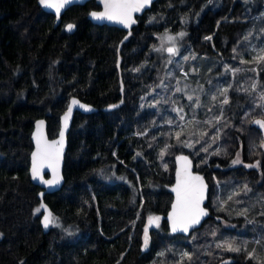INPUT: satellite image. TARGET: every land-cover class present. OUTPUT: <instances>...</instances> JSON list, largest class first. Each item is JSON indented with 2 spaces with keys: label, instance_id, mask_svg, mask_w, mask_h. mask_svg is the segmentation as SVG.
Segmentation results:
<instances>
[{
  "label": "trees",
  "instance_id": "1",
  "mask_svg": "<svg viewBox=\"0 0 264 264\" xmlns=\"http://www.w3.org/2000/svg\"><path fill=\"white\" fill-rule=\"evenodd\" d=\"M98 9L96 0L73 6L55 27L38 0H0V264H264V128L254 122L264 111L238 91L256 64L264 90V59L242 54L244 33L264 24V0H157L125 42L124 30L89 20ZM179 29L197 54L192 63L157 50L162 33ZM221 56L238 74L220 120L207 123L178 96L182 122L168 96L179 70L192 64L202 74ZM73 98L93 110L76 113L65 184L44 196L53 217L46 234L42 189L30 176L32 133L46 119L56 138ZM182 154L210 186L209 218L189 236L172 234L165 218Z\"/></svg>",
  "mask_w": 264,
  "mask_h": 264
},
{
  "label": "water",
  "instance_id": "2",
  "mask_svg": "<svg viewBox=\"0 0 264 264\" xmlns=\"http://www.w3.org/2000/svg\"><path fill=\"white\" fill-rule=\"evenodd\" d=\"M92 0H49V3L54 5L53 7H45L38 3L40 7L46 13L55 16V27L59 26L62 22V17L71 7L77 5H86ZM157 0H150L149 3L144 4L139 10H129L131 20L127 23H120L118 19H97L92 13H103L110 9L107 8L108 5H121L128 4L134 5L140 2V0H96L97 4L100 6L98 10H92L88 18L89 20L99 26L107 25L109 27H115L127 32L124 41H127L128 37L132 33L133 29L138 26L139 18L143 17L148 10H150L153 4ZM55 5H62L59 8V12ZM69 25L72 27L69 29ZM65 30L68 33H75L77 27L75 24L70 23L66 25ZM122 44L120 45V49ZM121 66V56H119L118 67ZM123 91V86H122ZM77 103H73V101ZM123 104V100L113 106L105 108V111H111L119 108ZM93 108H87L79 99H71L67 110L61 116L60 131L56 138L51 139L47 132V120L39 119L35 123V127L32 133L33 151L31 153V166H30V176L31 181L34 185L39 186L42 189L40 193V199L42 201V211H43V228L44 232L47 234L50 232V226L52 222V211L49 206L44 201V196L46 194H53L62 190L65 184L64 177V165L65 156L68 149V135L72 128V124L77 112H87L92 111ZM37 169L38 174L33 176V168ZM199 178V179H195ZM191 187L193 191L190 193V197L193 202H198L197 214L199 215V222L195 224H189L188 230H183V225L180 222V212L181 208L186 200V189ZM171 193L173 195V203L169 214L165 217L169 229L172 234H180L183 236L191 235L195 230L200 229L205 222L208 220L210 215V210L207 207L209 203L210 196V186L206 179L197 171H195L194 164L190 156L187 154H182L176 159V169H175V181L171 188ZM206 213V214H202ZM45 217L49 218L48 226L45 227ZM164 219V217H162ZM159 222V218L156 217L152 219L147 227V231H151Z\"/></svg>",
  "mask_w": 264,
  "mask_h": 264
},
{
  "label": "rangeland",
  "instance_id": "3",
  "mask_svg": "<svg viewBox=\"0 0 264 264\" xmlns=\"http://www.w3.org/2000/svg\"><path fill=\"white\" fill-rule=\"evenodd\" d=\"M257 23L258 24L254 23L252 28L249 31H246L243 35V42H246L243 43V47H246H244V50L246 51L242 54L245 55V53L250 52L249 56H251L252 59H255L257 63H260L263 60L261 57L264 56V36H262L264 35V24L260 21H257ZM181 33H183V35H181ZM185 37V29H179L177 31L167 30L161 34L157 50L165 51V53L169 54L171 56V62L176 61L183 64L186 62L192 63L191 61L197 59V54L186 44ZM169 48H172L173 51L169 52ZM237 49L241 50V47H237ZM205 62L214 65L208 67V70H205V72L201 74L202 67H200V69H195L194 66L190 64L191 72L184 68L179 70V74L176 76L175 86L171 92H164V94L167 95L170 93L168 96L172 103V109H174V113L179 120L183 118L182 122L185 120L186 113L184 112V108L180 109L181 105L178 96L183 99L191 100L194 107L193 110L197 111V115L200 113L205 114L203 117L207 120V123H210L212 118L220 120L222 111L229 102L231 92L234 90L233 87L236 84L238 74L236 68H233L223 56H221V58L216 57V59L210 58ZM258 67V64H256L253 68V71H255L254 80L246 82V89L238 87L240 88L238 91L245 93V97L253 99L254 103L256 100L257 105L264 111V90L258 86ZM211 72L212 75L208 81L209 83L204 84L205 79ZM225 100L228 102L225 103ZM165 101L166 103L168 102L167 99H165ZM219 109L220 113L216 114ZM197 115L193 113L191 120L193 121L197 119L196 122L200 121L201 118ZM186 120H188V118ZM233 164H242L241 156H238ZM222 222L227 227H231L230 222L224 219ZM225 263H228V261Z\"/></svg>",
  "mask_w": 264,
  "mask_h": 264
},
{
  "label": "snow or ice",
  "instance_id": "4",
  "mask_svg": "<svg viewBox=\"0 0 264 264\" xmlns=\"http://www.w3.org/2000/svg\"><path fill=\"white\" fill-rule=\"evenodd\" d=\"M150 0H140L139 3L134 4V5H128V4H121V5H108L107 8L110 9L108 11H105L103 13H96L93 12L92 15L97 18V19H118L120 23H127L128 21L131 20V16H130V11L129 10H139L140 7H142L144 4L149 3ZM40 3L42 5H44L45 7H53L54 5H52L51 3H49V0H40ZM62 5H55V7L57 8V11L59 12V8ZM69 29L72 27L71 25L68 26ZM181 35H183V33H181ZM169 52H172L173 49L169 48L168 49ZM262 59H264V56L261 57ZM225 103H227L228 101L225 100ZM73 103H77V101H73ZM256 124H258L260 127L264 128V121L261 120H257L254 121ZM235 163V161H234ZM38 174L37 169L34 167L33 168V176L35 177ZM195 179H199V178H195ZM193 191V189L191 187L186 189V200L184 205L181 208V212H180V222L183 225V230L187 231L188 230V225L189 224H195L199 222V215L197 214V209H198V202H193V200L190 197V193ZM37 211H39V209H37ZM202 213V210H200ZM202 214H206V213H202ZM49 218L45 217V227L48 226L49 223ZM229 250H236L239 251V249H232L229 246Z\"/></svg>",
  "mask_w": 264,
  "mask_h": 264
}]
</instances>
